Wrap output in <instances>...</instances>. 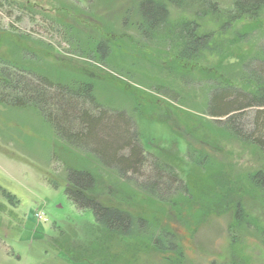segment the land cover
<instances>
[{"label": "rangeland", "instance_id": "rangeland-1", "mask_svg": "<svg viewBox=\"0 0 264 264\" xmlns=\"http://www.w3.org/2000/svg\"><path fill=\"white\" fill-rule=\"evenodd\" d=\"M0 1L6 3L0 7V31L10 36L0 46V59L65 83L78 79L82 66L94 79L97 100L135 122L147 159L142 174L121 179L102 169L99 182L116 185L132 213L170 229L178 246L176 252L161 253L141 240L106 237L84 247L94 256L85 259L103 264H264V193L246 180L248 174L264 171V157L229 137L205 113L213 81L243 85L241 63L264 40V9L254 17L237 12L231 0H208L216 12L198 19L203 35L209 36L208 47L181 65L180 72L193 81L183 85L177 80L180 63L166 47L141 49L136 43L134 6L140 0ZM187 1L167 2L171 21L203 11L188 9ZM21 33L25 38L16 36ZM99 41L111 49L109 67L90 54ZM25 48L34 57L25 55ZM163 62L170 68L161 67ZM60 145L34 110L0 106V201L5 212L18 215L17 222L0 215V264H68L35 235L59 236L73 248L82 240L79 222H94L92 211L77 209L62 185L48 184L62 176L65 157L72 166L92 165L83 152H56L54 146ZM197 152L206 153L207 160L198 163ZM156 164L171 166L179 180L160 183L153 195L145 185L154 179ZM35 211L45 221L35 219Z\"/></svg>", "mask_w": 264, "mask_h": 264}, {"label": "trees", "instance_id": "trees-1", "mask_svg": "<svg viewBox=\"0 0 264 264\" xmlns=\"http://www.w3.org/2000/svg\"><path fill=\"white\" fill-rule=\"evenodd\" d=\"M181 1L186 3V0H140L134 8L138 16L136 43L141 49L150 45L166 47L173 61L180 63L176 71L177 80L184 85L191 84L192 80L180 72L181 65L196 59L200 51L208 47L209 36L203 35L198 19L202 20L216 11L208 0H188V9L201 7L203 11L193 13L191 19L180 17L171 21L166 4H181ZM231 1L240 14L255 17L264 9V0ZM4 4L0 1V7ZM237 34L240 36V33ZM16 36L25 38L26 35L21 33ZM9 38L5 30H1L0 46ZM23 52L34 57L26 48ZM90 54L97 55V63L109 67L108 60L112 52L108 44L99 41ZM248 55L241 63L240 79L243 85L213 81L208 88L205 113L211 118L210 122L220 127L229 137L256 148L264 157V40L251 48ZM164 64L161 67L170 68ZM87 72L81 66L78 79L65 83L52 80L24 64L0 59V106L34 110L62 143V146H54L56 152H83L92 162V165L72 166L65 157L62 176L48 181L53 188L62 185L67 199L77 209L92 211L93 223L81 221L78 224L81 242L73 244L71 248L68 242L56 235L45 237L41 233L35 235V239L48 246L55 256L68 264H92L87 259L94 256L84 247L92 242L99 244L106 237L130 241L137 239L158 252H176L178 246L170 229L132 213L116 185L112 184V188L108 183L99 182V171L102 169L113 170L121 179L142 174L141 168L147 159L135 130V122L123 110L106 107L97 100L94 79ZM197 156L198 163L207 160L206 153L197 152ZM156 166H153L154 179L145 185V189L153 195L160 188V183L179 180L171 166L166 165L164 169ZM246 180L250 187L264 193V171L257 170L248 174ZM182 191L183 196L187 197L185 185ZM5 207L0 201V215L4 214L11 222H17L18 215L14 211L5 212ZM237 211V215H240L239 206ZM260 240L264 244V231Z\"/></svg>", "mask_w": 264, "mask_h": 264}, {"label": "built area", "instance_id": "built-area-1", "mask_svg": "<svg viewBox=\"0 0 264 264\" xmlns=\"http://www.w3.org/2000/svg\"><path fill=\"white\" fill-rule=\"evenodd\" d=\"M42 215H43V213L41 211H35V213H34L35 219L45 221V218H43Z\"/></svg>", "mask_w": 264, "mask_h": 264}]
</instances>
